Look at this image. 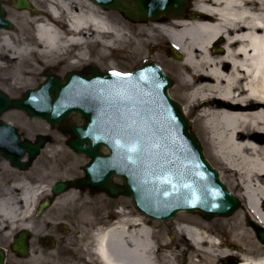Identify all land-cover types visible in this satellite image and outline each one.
Returning <instances> with one entry per match:
<instances>
[{
	"label": "bare ground",
	"instance_id": "obj_1",
	"mask_svg": "<svg viewBox=\"0 0 264 264\" xmlns=\"http://www.w3.org/2000/svg\"><path fill=\"white\" fill-rule=\"evenodd\" d=\"M42 1V15L24 11L22 28L0 29V69L22 82L23 66H29L32 55L49 63L73 50L75 65L88 60L87 46L94 43L102 54L127 51L137 63L156 62L164 72L166 67L174 77L169 94L187 117L196 115L191 121L218 161L220 178L244 200L233 216L220 221L226 243L199 217L187 218L190 224L180 223L179 229L207 258L204 264H264V244L253 236L254 224L264 227V0H193L189 15L137 24L87 0ZM29 27L34 41L29 35L16 38L29 34ZM21 185L28 216L47 186ZM18 202L12 193L0 198V224H17ZM140 220L127 218L101 233L98 252L106 264H171L177 249L185 250L164 239L162 249H156L153 232ZM235 245L239 248H230Z\"/></svg>",
	"mask_w": 264,
	"mask_h": 264
},
{
	"label": "water",
	"instance_id": "obj_2",
	"mask_svg": "<svg viewBox=\"0 0 264 264\" xmlns=\"http://www.w3.org/2000/svg\"><path fill=\"white\" fill-rule=\"evenodd\" d=\"M92 1L136 21L183 16L187 7L186 0ZM14 6L33 10L29 0H17ZM0 26L12 27L1 0ZM89 72L90 76L69 72L63 81L47 73L46 81L19 99L9 98L0 89V115L18 108L51 126L70 120L73 113L83 119V124L71 123L64 131L71 135L69 146L91 161L83 166L84 177L56 183L55 195L72 187L127 195L141 212L162 220L180 211L199 212L211 219L239 208V199L207 160L181 106L169 95L172 80L158 64L147 63L128 73L93 66ZM38 149V145L22 143L15 127L0 122V151L15 165L28 168L30 162L23 163L20 157L26 150L35 154ZM114 177L124 184L115 183ZM256 230L264 243V228L256 226ZM26 239L21 234L13 246L21 255L28 251ZM3 258L0 250V264Z\"/></svg>",
	"mask_w": 264,
	"mask_h": 264
},
{
	"label": "flooded vegetation",
	"instance_id": "obj_3",
	"mask_svg": "<svg viewBox=\"0 0 264 264\" xmlns=\"http://www.w3.org/2000/svg\"><path fill=\"white\" fill-rule=\"evenodd\" d=\"M13 0L7 1L6 4L9 7H13ZM40 14V12H30V15ZM3 29V28H0ZM26 38V37H25ZM30 38V37H29ZM31 39V38H30ZM89 65H83L79 71L85 74H89ZM46 73V70L42 72V75ZM0 120H3L9 124L15 126L23 141H30L33 145H37L41 140L38 136L41 134H49L53 136L55 133L57 136L66 137L62 129L57 127H51L45 121L30 116L29 114L20 110H9L4 112L0 116ZM74 122H80L78 116H72ZM63 127H67V124H62ZM30 132L31 134H28ZM45 144L41 146L39 153L30 159L31 153L26 151L22 155L23 161H30L31 165L27 170H22L18 166L14 165L9 158H7L2 152H0V198L5 194L12 193L16 198V194L19 193L18 178L20 172H28L29 176L33 180V184L36 186L40 184L42 179L47 178L53 171H62L67 168V161L61 151H64L67 146V139L65 138H54L51 137L45 140ZM54 182L51 181L50 183ZM80 197L81 193L87 192L90 195L103 194L104 198L108 201L96 202V201H80L68 205L64 209L62 218L60 220L61 230L59 248V264H106L101 259L98 247H99V236L104 231L110 230L116 226H120L121 222L127 218L135 219L140 218L145 225H147L153 232V240L155 242L156 249L161 250V243L163 239L165 242L171 243L172 245L184 246L185 250L179 252L178 249L172 256L171 264H190L192 255L195 250L192 247L190 238L186 234H180L176 225L164 226L158 221L149 220L141 217L140 213L131 204L117 203L115 199L104 192H96L91 189H75ZM47 196L37 202L36 207L33 210L32 215L37 216L40 205L43 201L50 198L51 203L54 204L56 196ZM43 195H46L43 194ZM50 207V206H49ZM48 209V208H47ZM45 209L44 212L47 210ZM140 216V217H138ZM17 224L12 225L9 221L4 224H0V248L5 250L6 260L5 264H28L24 262L29 260L33 253L30 250L26 256H20L18 252L13 250L14 238L19 236L21 230L15 228ZM183 223H187L182 221ZM178 232L172 234V230ZM29 238L31 239V231H28ZM8 236L11 237V243L5 245L2 241ZM171 245V246H172ZM31 247V245H30ZM170 246L166 248L169 251ZM160 262H163V257L160 251H157ZM9 256H13V261L8 260ZM11 258V257H10ZM23 260V261H22ZM30 264H33L32 262Z\"/></svg>",
	"mask_w": 264,
	"mask_h": 264
},
{
	"label": "rangeland",
	"instance_id": "obj_4",
	"mask_svg": "<svg viewBox=\"0 0 264 264\" xmlns=\"http://www.w3.org/2000/svg\"><path fill=\"white\" fill-rule=\"evenodd\" d=\"M4 1L7 2L9 0H4ZM33 1L35 2L37 6H40L42 8L46 7V3L42 0L41 1L33 0ZM190 8H191V5H190ZM104 11H109L111 15L114 13H117L119 17H121L122 19L129 21L130 23H134V24L148 23L150 21H154V20H145L142 22L131 21L125 18L122 15V13L118 10H104ZM21 15H22V12H20L19 10H16L9 6L6 7V16L9 19L13 20L15 24V27L13 28V32L17 31V29L20 28L19 26H21L22 28L23 21H22ZM162 18H165V17H162ZM29 29H30L29 34L26 32L19 33V34H16V38H25L29 35V37L31 38V41H34L35 37H34V33H32L33 30L30 27ZM87 49H88L89 59L82 61L80 63H77L75 65L71 64L73 60L72 57L74 54L73 50H70L68 53H66V55L64 54L63 57L59 56V58L54 59L53 61L49 63L43 62L36 55H32L31 59L29 60V66L27 63H25L23 66V70H22V73H23L22 80L23 81L22 82L15 83L8 69H0V87L3 90H5L7 93H9L11 96H18L27 88L37 87L38 84L43 80V76L41 72L48 68L51 70H54L55 73L63 76L68 71L79 69L81 68V66L87 63H94L103 70L121 71V72L133 71L137 67L142 66L144 64V62L137 63L134 59H132L129 56L127 51L113 53L110 49H108L105 51V53L102 54L98 43H94L90 45L88 44ZM62 59L64 60L61 61ZM165 69H166V74L170 78H172V80L174 81V77L172 73L166 67ZM25 72H29V75H27L26 77H25ZM187 119L190 122V131L193 132L195 136L197 137V139L199 140L201 147L207 159L210 161L211 165L215 168L216 167L220 168V166L218 165V161L214 160V158L206 150L207 141L205 140V138H202V136L200 135V132L198 131V129H196V127L192 123V121L196 120V115L190 113ZM28 134H31V133L28 132ZM53 137L54 138H65L62 136H56L55 133H53ZM61 152L63 153L67 161L66 170L53 171L51 174L47 176V178L42 179L40 184H38L37 186L47 185L51 181L56 180V179L73 178V177H76L82 174L81 166L88 161V157L74 152L67 146L65 147L64 151H61ZM215 161L217 163H215ZM64 176H67V177H64ZM116 182L119 184H122V181L119 179H117ZM226 183L227 185H231V183H228V182ZM21 184H26L28 186L34 185L33 180L29 176L28 172H23V173L20 172V175L18 178L19 193L17 194V197L19 200L18 202L19 209H20L19 211H21V213L18 211V217H19L18 224H20L18 229L24 227L25 225H30L28 231H31V234H32L31 235V251L33 253V256L29 260L24 261L28 264H30L31 262L33 264H59V248L61 246L60 234H59V231L61 230L60 220L62 218V214L65 211L64 209H66L68 205H71L73 203L80 202V201H87V200L96 201V202L108 201L106 197L104 198L103 194H97V195L92 196L88 194L87 192H85V193H81V196L83 195V197H80L76 190H70L60 195L59 197H57L54 204L50 206L42 215L25 216L24 208L22 207V202L20 201L22 192L24 190V187ZM240 201L242 203L241 206H243L244 200L241 198ZM115 202L133 205L131 199L128 198L127 196H121L117 198ZM233 214L229 216H225V217H231L233 216ZM191 217H199V218L206 220L209 223L210 227L212 228L210 231L215 232L213 234L215 238L216 239L218 238V240H221L224 243L228 242V236L225 233H223L222 231L223 225L220 222L225 217H214L208 220L204 218V216H202L198 212L194 214L183 212V213L178 214L177 217L174 218L173 220L169 222H163L162 224L164 226H167V225L174 226L178 224L179 222L185 221L187 220V218H191ZM244 225L246 227H249L246 222L244 223ZM175 229H177L176 226H175ZM175 229L172 230V234L178 233L174 231ZM253 236L256 237V239L258 240L255 229L253 232ZM2 242L5 245L10 244L12 242L11 237L6 236ZM234 247L235 249L239 248L237 245L231 246L230 248L233 249ZM12 257L13 256H9L8 260L10 262L13 261L14 263V258ZM191 258H192L191 260H194L198 264H204L205 262H207V258L202 256L200 252H195Z\"/></svg>",
	"mask_w": 264,
	"mask_h": 264
},
{
	"label": "snow or ice",
	"instance_id": "obj_5",
	"mask_svg": "<svg viewBox=\"0 0 264 264\" xmlns=\"http://www.w3.org/2000/svg\"><path fill=\"white\" fill-rule=\"evenodd\" d=\"M116 75H121L120 73H117Z\"/></svg>",
	"mask_w": 264,
	"mask_h": 264
}]
</instances>
